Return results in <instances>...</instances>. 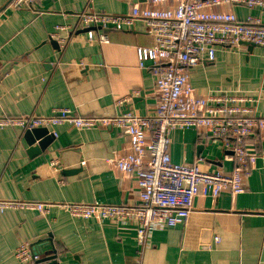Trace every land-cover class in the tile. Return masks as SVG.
Masks as SVG:
<instances>
[{"label": "crops", "instance_id": "obj_1", "mask_svg": "<svg viewBox=\"0 0 264 264\" xmlns=\"http://www.w3.org/2000/svg\"><path fill=\"white\" fill-rule=\"evenodd\" d=\"M8 2L0 0V117L48 116L56 107L77 116L146 115L153 108L150 63L141 68L137 59L138 47L154 44L144 22L96 30L107 35L106 43L70 41L59 47L56 40L49 41L56 25L74 29L77 13L86 8L123 14L143 1L40 0L31 9H12ZM226 10L239 19L259 17L264 24V7ZM75 59L91 66L66 74ZM190 83L201 94H249L256 100L255 115L264 117V46L218 47L211 62L192 68ZM45 128L27 134L20 127H0V200L138 203L133 177L107 161L126 144L120 128L77 129L66 123ZM43 136H48L43 145L32 143ZM169 154L175 163L200 158L208 170L235 166L230 151L194 129L174 130ZM257 154L243 192L197 197L185 223L154 231L143 249L133 226L63 211L55 212L54 219L30 210L0 212V264H23L15 256L21 244L42 247L37 264H264V132ZM48 155L59 159L54 175L42 165Z\"/></svg>", "mask_w": 264, "mask_h": 264}, {"label": "built area", "instance_id": "obj_2", "mask_svg": "<svg viewBox=\"0 0 264 264\" xmlns=\"http://www.w3.org/2000/svg\"><path fill=\"white\" fill-rule=\"evenodd\" d=\"M39 1L9 0L7 6L31 9ZM230 6L263 8L264 0H145L130 5L123 14L86 8L77 13L74 29L56 25L49 37L64 47L70 41L82 45L106 43L107 35L96 30H122L137 21L144 22L154 44L138 47L137 59L141 68L150 63L155 93L153 108L146 115L126 112L116 116H77L67 107H56L48 116L0 117V127L31 130L66 123L77 129L120 128L126 144L107 161L133 177L138 203L0 200V212L30 210L54 219L55 212L63 211L72 217L133 226L138 247L143 249L154 231L185 223L197 197L215 198L223 191L232 195L243 192L264 132V117L255 115L256 100L249 94L223 90L201 94L190 83L192 68L211 62L218 47L236 49L244 43L264 46L261 19L252 15L239 19L226 10ZM62 31L66 36L60 35ZM90 66L86 59H75L66 74L80 73ZM177 129H194L218 142L224 151L233 154L234 168L208 170L201 165L200 158L191 163L173 162L169 146L171 134ZM42 165L47 174L54 175L60 170L56 155L46 156ZM43 254L40 245L21 244L15 250L16 258L23 264H37Z\"/></svg>", "mask_w": 264, "mask_h": 264}, {"label": "water", "instance_id": "obj_3", "mask_svg": "<svg viewBox=\"0 0 264 264\" xmlns=\"http://www.w3.org/2000/svg\"><path fill=\"white\" fill-rule=\"evenodd\" d=\"M140 1H144V0H140ZM49 41H52V42H54V40H52V39H49ZM55 43V42H54ZM248 45H253V44H250V43H247ZM37 131V133H41V132H44V131H46L47 130V128H45V127H37V128H33V129H31V130H27V134H29V133H32V131ZM45 136V135H44ZM37 137V138H33V140H32V143L33 142H35V140H38V144L39 145H43V139H45V138H47L48 136H46V137Z\"/></svg>", "mask_w": 264, "mask_h": 264}]
</instances>
